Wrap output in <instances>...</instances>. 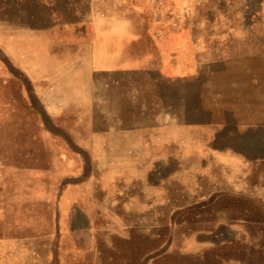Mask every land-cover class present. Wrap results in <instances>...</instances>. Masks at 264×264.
<instances>
[{
	"label": "rangeland",
	"instance_id": "rangeland-1",
	"mask_svg": "<svg viewBox=\"0 0 264 264\" xmlns=\"http://www.w3.org/2000/svg\"><path fill=\"white\" fill-rule=\"evenodd\" d=\"M72 2L0 0V264H264V0Z\"/></svg>",
	"mask_w": 264,
	"mask_h": 264
},
{
	"label": "water",
	"instance_id": "water-1",
	"mask_svg": "<svg viewBox=\"0 0 264 264\" xmlns=\"http://www.w3.org/2000/svg\"><path fill=\"white\" fill-rule=\"evenodd\" d=\"M264 23H262L263 25ZM264 27V26H263ZM263 29V28H262ZM264 32V30H263ZM158 64L155 62L150 63L147 65V67L144 69L145 73L152 76V77H158L159 72L157 71ZM234 125L230 126L236 137H240L242 142H248V140H253L252 144L255 148L258 145H261L262 149H264V123L258 122L256 126L253 127V129H250V127L243 128V124L238 119H235ZM242 129V130H241ZM240 140V141H241ZM262 141V142H261Z\"/></svg>",
	"mask_w": 264,
	"mask_h": 264
},
{
	"label": "crops",
	"instance_id": "crops-1",
	"mask_svg": "<svg viewBox=\"0 0 264 264\" xmlns=\"http://www.w3.org/2000/svg\"><path fill=\"white\" fill-rule=\"evenodd\" d=\"M74 2H75V0H73V2L70 3L69 6H70V7H75L76 9H80V8H79L80 6L77 5V4H75ZM71 5H73V6H71ZM80 14H81V13H80L79 11L75 12V15H78V16H79ZM6 28H7L6 26H5V27H2V26L0 27V29H3L4 31L7 32ZM26 30L29 31L28 29H22V28L18 29L17 31L23 32V31H26ZM30 30H31V32L36 31V29H33V28H31ZM1 31H2V30H1Z\"/></svg>",
	"mask_w": 264,
	"mask_h": 264
},
{
	"label": "trees",
	"instance_id": "trees-1",
	"mask_svg": "<svg viewBox=\"0 0 264 264\" xmlns=\"http://www.w3.org/2000/svg\"><path fill=\"white\" fill-rule=\"evenodd\" d=\"M156 79H158V78H156Z\"/></svg>",
	"mask_w": 264,
	"mask_h": 264
}]
</instances>
